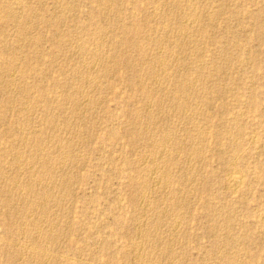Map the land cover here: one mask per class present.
<instances>
[{
  "label": "rangeland",
  "instance_id": "obj_1",
  "mask_svg": "<svg viewBox=\"0 0 264 264\" xmlns=\"http://www.w3.org/2000/svg\"><path fill=\"white\" fill-rule=\"evenodd\" d=\"M259 214L264 0H0V264H264Z\"/></svg>",
  "mask_w": 264,
  "mask_h": 264
},
{
  "label": "bare ground",
  "instance_id": "obj_2",
  "mask_svg": "<svg viewBox=\"0 0 264 264\" xmlns=\"http://www.w3.org/2000/svg\"><path fill=\"white\" fill-rule=\"evenodd\" d=\"M7 1V0H6ZM77 1V0H76ZM100 1V0H99ZM262 1V0H261ZM13 2V1H12ZM17 2V1H16ZM110 2V1H109ZM202 2V1H201ZM221 2V1H220ZM225 2V1H224ZM41 3V2H40ZM164 3V2H163ZM175 3H177V2H175ZM233 3V2H232ZM17 4H18V2H17ZM121 4V3H120ZM178 4V3H177ZM200 4V3H199ZM215 4V3H214ZM57 5H59L58 3H57ZM61 5V4H60ZM78 5V4H77ZM112 5V4H111ZM169 5H171V4H169ZM182 5V4H181ZM185 5V4H184ZM91 6V5H90ZM175 6V5H174ZM173 6V7H174ZM236 6V5H235ZM259 6V5H258ZM122 7H124V6H122ZM166 7V6H165ZM169 7V6H168ZM197 7V6H196ZM180 8V7H179ZM182 8V7H181ZM254 8V7H253ZM96 9V8H95ZM223 9V8H222ZM226 9V8H225ZM62 10V9H61ZM106 10V9H105ZM158 10V9H157ZM174 10V9H173ZM240 10V9H239ZM33 11V10H32ZM76 11V10H75ZM114 11V10H113ZM214 11V10H213ZM66 12V11H65ZM120 12V11H119ZM173 12V11H172ZM186 12H187V10H186ZM195 12V11H194ZM100 13V12H99ZM116 13V12H115ZM180 13V12H179ZM222 13V12H221ZM241 13V12H240ZM9 14V13H8ZM68 14V13H67ZM76 14V13H75ZM106 14V13H105ZM153 14V13H152ZM193 14V13H192ZM207 14V13H206ZM16 15V14H15ZM39 15V14H38ZM204 15V14H203ZM208 15V14H207ZM249 15V14H248ZM40 16V15H39ZM38 16V17H39ZM150 16V15H149ZM180 16V15H179ZM196 16V15H195ZM198 16H200V14L198 15ZM209 16V15H208ZM218 16V15H217ZM158 17V16H157ZM161 17V16H160ZM184 17H185V15H184ZM244 17V16H243ZM26 18V17H25ZM111 18V17H110ZM132 18V17H131ZM159 18V17H158ZM162 18V17H161ZM160 18V19H161ZM202 18V17H201ZM18 19V18H17ZM36 19V18H35ZM90 19V18H89ZM104 19V18H103ZM118 19V18H117ZM169 19V18H168ZM178 19H180V18H178ZM182 19V18H181ZM203 19V18H202ZM29 20V19H28ZM183 20V19H182ZM185 20V19H184ZM210 20V19H209ZM261 20V19H260ZM113 21V20H112ZM165 21H166V19H165ZM171 21V20H170ZM187 21V20H186ZM223 21V20H222ZM257 21V20H256ZM34 22V21H33ZM36 22V21H35ZM66 22V21H65ZM164 22V21H163ZM181 22V21H180ZM200 22V21H199ZM27 23V22H26ZM74 23V22H73ZM239 23V22H238ZM49 24V23H48ZM241 24V23H240ZM249 24V23H248ZM175 25H177V24H175ZM188 25V24H187ZM195 25V24H194ZM202 25V24H201ZM121 26V25H120ZM197 26V25H196ZM203 26V25H202ZM63 27V26H62ZM175 27V26H174ZM177 27V26H176ZM91 28V27H90ZM123 28V27H122ZM167 28V27H166ZM165 28V29H166ZM196 28V27H195ZM194 28V29H195ZM243 28V27H242ZM204 29V28H203ZM235 29V28H234ZM95 30V29H94ZM159 30V29H158ZM193 30V29H192ZM34 31V30H33ZM181 31H183V30H181ZM191 31V30H190ZM199 31V30H198ZM70 32V31H69ZM115 32V31H114ZM196 32V31H195ZM239 32V31H238ZM102 33V32H101ZM158 33V32H157ZM164 33V32H163ZM152 34V33H151ZM156 34V33H155ZM198 34V33H197ZM77 35V34H76ZM98 35V34H97ZM120 35V34H119ZM153 35V34H152ZM174 35V34H173ZM181 35V34H180ZM179 35V36H180ZM232 35V34H231ZM20 36V35H19ZM162 36V35H161ZM176 36V35H175ZM182 36V35H181ZM188 36H189V34H188ZM248 36H249V34H248ZM247 36V37H248ZM107 37V36H106ZM153 37V36H152ZM167 37V36H166ZM165 37V38H166ZM177 37V36H176ZM189 37H191V36H189ZM208 37V36H207ZM21 38V37H20ZM70 38H71V36H70ZM80 38H82V37H80ZM113 38V37H112ZM157 38V37H156ZM169 38V37H168ZM195 38H196V36H195ZM199 38V37H198ZM95 39V38H94ZM170 39V38H169ZM185 39V38H184ZM203 39V38H202ZM85 40V39H84ZM98 40V39H97ZM110 40V39H109ZM156 40V39H155ZM183 40V39H182ZM87 41V40H86ZM85 41V42H86ZM221 41V40H220ZM81 42V41H80ZM162 42V41H161ZM188 42V41H187ZM192 42V41H191ZM12 43V42H11ZM44 43V42H43ZM166 43V42H165ZM186 43V42H185ZM223 43V42H222ZM20 44H21V42H20ZM61 44V43H60ZM96 44V43H95ZM171 44V43H170ZM180 44V43H179ZM194 44V43H193ZM19 45V44H18ZM87 45H88V43H87ZM103 45V44H102ZM240 45V44H239ZM97 46V45H96ZM161 46V45H160ZM174 46H176L175 45V43H174ZM194 46V45H193ZM223 46V45H222ZM231 46V45H230ZM80 47V46H79ZM171 47V46H170ZM188 47V46H187ZM237 47V46H236ZM19 48H20V46H19ZM74 48V47H73ZM81 48V47H80ZM174 48V47H173ZM67 49V48H66ZM157 49V48H156ZM8 50V49H7ZM24 50V49H23ZM65 50V49H64ZM179 50V49H178ZM76 51V50H75ZM98 51V50H97ZM176 51V50H175ZM200 51V50H199ZM111 52V51H110ZM77 53H78V51H77ZM86 53V52H85ZM92 53V52H91ZM97 53V52H96ZM140 53V52H139ZM174 53V52H173ZM196 53V52H195ZM76 54V53H75ZM80 54V53H79ZM83 54V53H82ZM102 54V53H101ZM149 54V53H148ZM156 54V53H155ZM165 54V53H164ZM176 54V53H175ZM218 54V53H217ZM91 55V54H90ZM165 55H167V54H165ZM185 55V54H184ZM96 55H94V57H95ZM98 56V55H97ZM101 56V55H100ZM152 56H154V55H152ZM156 56V55H155ZM175 56V55H174ZM202 56V55H201ZM145 57V56H144ZM194 56H192V58H193ZM146 58H148V57H146ZM179 58V57H178ZM182 58V57H181ZM208 58V57H207ZM78 59V58H77ZM76 59V60H77ZM79 59H80V57H79ZM87 59V58H86ZM94 59V58H93ZM111 59V58H110ZM136 59V58H135ZM144 59V58H143ZM104 60V59H103ZM146 60V59H145ZM155 60V59H154ZM190 60V59H189ZM44 61V60H43ZM70 61V60H69ZM84 62V61H83ZM82 62V63H83ZM142 62V61H141ZM101 63V62H100ZM143 63H145V62H143ZM147 63V62H146ZM107 64V63H106ZM110 64V63H109ZM189 64V63H188ZM77 65V64H76ZM84 65V64H83ZM89 65V64H88ZM91 65H92V63H91ZM105 65V64H104ZM103 65V66H104ZM20 66V65H19ZM112 66V65H111ZM156 66V65H155ZM13 67V66H12ZM18 67V66H17ZM107 67V66H106ZM129 67V66H128ZM170 67V66H169ZM195 67V66H194ZM202 67V66H201ZM200 67V68H201ZM11 68V67H10ZM68 68V67H67ZM76 68V67H75ZM84 68V67H83ZM105 68V67H104ZM154 68V67H153ZM158 68V67H157ZM160 68V67H159ZM117 69V68H116ZM120 69V68H119ZM172 69V68H171ZM181 69V68H180ZM228 69V68H227ZM10 70V69H9ZM81 70V69H80ZM84 70V69H83ZM97 70V69H96ZM101 70V69H100ZM142 70V69H141ZM183 70V69H182ZM185 70V69H184ZM188 70V69H187ZM190 70H192V69H190ZM194 70V69H193ZM197 70V69H196ZM202 70V69H201ZM26 71V70H25ZM86 71V70H85ZM98 71V70H97ZM114 71V70H113ZM121 71V70H120ZM242 71V70H241ZM89 72V71H88ZM87 72V73H88ZM101 72V71H100ZM200 72H202V71H200ZM216 72V71H215ZM2 73V72H1ZM86 73V74H87ZM151 73V72H150ZM9 74V73H8ZM24 74V73H23ZM45 74V73H44ZM172 74V73H171ZM180 74V73H179ZM188 74V73H187ZM19 75V74H18ZM80 75V74H79ZM97 75V74H96ZM107 75V74H106ZM226 75V74H225ZM14 76V75H13ZM78 76V75H77ZM197 76V75H196ZM5 77V76H4ZM16 77V76H15ZM28 77V76H27ZM45 77V76H44ZM74 77V76H73ZM177 77V76H176ZM185 78V77H184ZM206 78V77H205ZM24 79V78H23ZM132 79V78H131ZM155 79V78H154ZM162 79V78H161ZM188 79V78H187ZM204 79V78H203ZM218 79V78H217ZM75 80V79H74ZM102 80V79H101ZM140 80V79H139ZM151 80H153V79H151ZM182 80H184V79H182ZM12 81V80H11ZM69 81V80H68ZM84 81V80H83ZM107 81V80H106ZM142 81V80H141ZM179 81H181L180 79H179ZM5 82V81H4ZM152 82V81H151ZM168 82V81H167ZM191 82V81H190ZM194 82H195V80H194ZM3 83V82H2ZM25 83H26V81H25ZM68 83V82H67ZM171 83V82H170ZM96 84V83H95ZM175 84V83H174ZM192 84V83H191ZM57 85V84H56ZM141 85V84H140ZM68 86V85H67ZM70 86V85H69ZM153 86V85H152ZM157 86V85H156ZM195 86V85H194ZM228 86V85H227ZM16 87V86H15ZM20 87V86H19ZM97 87V86H96ZM142 87H143V85H142ZM148 87V86H147ZM10 88V87H9ZM99 88V87H98ZM167 88V87H166ZM175 88V87H174ZM190 86L186 83V81L185 82H180V87H179V93H183V92H187V91H189L190 90ZM203 88V87H202ZM215 88V87H214ZM255 88V87H254ZM22 89H24V88H22ZM31 89V88H30ZM63 89V88H62ZM86 89V88H85ZM106 89V88H105ZM168 89V88H167ZM12 90V89H11ZM53 90V89H52ZM60 90V89H59ZM78 90V89H77ZM150 90V89H149ZM154 90H156V89H154ZM165 90V89H164ZM228 90V89H227ZM226 90V91H227ZM249 90V89H248ZM33 91V90H32ZM93 91V90H92ZM167 91V90H166ZM178 90H176V92H177ZM192 91V90H191ZM190 91V92H191ZM196 91V90H195ZM202 91V90H201ZM28 92V91H27ZM106 92V91H105ZM154 92V91H153ZM193 92V91H192ZM229 92V91H228ZM32 93V92H31ZM30 93V94H31ZM170 93V92H169ZM182 93H181V95H182ZM199 93V92H198ZM16 94H17V92H16ZM49 94V93H48ZM55 94V93H54ZM75 94V93H74ZM104 94V93H103ZM50 95H52V94H50ZM71 95V94H70ZM153 95V94H152ZM180 95V94H179ZM178 95V96H179ZM184 95H185V93H184ZM203 95V94H202ZM14 96V95H13ZM27 96V95H26ZM57 96V95H56ZM79 96V95H78ZM84 96V95H83ZM87 96V95H86ZM165 96V95H164ZM196 96V95H195ZM34 97V96H33ZM66 97V96H65ZM170 97V96H169ZM184 97V96H183ZM190 97V96H189ZM37 98V97H36ZM51 98V97H50ZM67 98V97H66ZM71 98V97H70ZM78 98V97H77ZM76 98V99H77ZM100 98V97H99ZM163 98V97H162ZM176 98V97H175ZM181 98H182V96H181ZM185 98V97H184ZM20 99V98H19ZM27 99V98H26ZM88 99V98H87ZM179 99V98H178ZM191 99H193V98H191ZM202 99V98H201ZM28 100H29V98H28ZM64 100H66V99H64ZM69 100V99H68ZM165 100V99H164ZM176 100V99H175ZM182 100H184L183 98H182ZM185 100H187V99H185ZM199 100V99H198ZM224 100V99H223ZM92 101V100H91ZM168 101V100H167ZM170 101V100H169ZM178 101V100H177ZM18 102V101H17ZM24 102V101H23ZM98 102V101H97ZM101 102V101H100ZM99 102V103H100ZM147 102V101H146ZM165 102V101H164ZM175 102V101H174ZM179 102V101H178ZM185 102V101H184ZM188 102V101H187ZM192 102V101H191ZM194 102V101H193ZM152 103V102H151ZM162 103V102H161ZM180 103V102H179ZM204 103V102H203ZM234 103V102H233ZM236 103V102H235ZM159 104V103H158ZM164 104V103H163ZM188 104H189V102H188ZM240 104V103H239ZM10 105V104H9ZM14 105V104H13ZM80 105V104H79ZM95 105V104H94ZM177 106H178V104H176ZM191 105H193V104H191ZM190 105V106H191ZM245 105V104H244ZM55 106V105H54ZM185 106H187L186 104H185ZM200 106H201V104H200ZM213 106V105H212ZM27 107V106H26ZM76 107V106H75ZM80 107V106H79ZM94 107V106H93ZM158 107V106H157ZM160 107V106H159ZM184 107V106H183ZM189 107V106H188ZM197 107V106H196ZM203 107V106H202ZM236 107V106H235ZM82 108V107H81ZM97 108V107H96ZM167 108V107H166ZM171 108V107H170ZM185 108V107H184ZM183 108V109H184ZM91 109V108H90ZM89 109V110H90ZM95 109V108H94ZM142 109V108H141ZM168 109V108H167ZM166 109V110H167ZM180 109V108H179ZM179 109H178V111H179ZM182 109V108H181ZM71 110V109H70ZM82 110V109H81ZM146 110V109H145ZM175 110H176V108H175ZM208 110V109H207ZM213 110V109H212ZM232 110V109H231ZM35 111V110H34ZM33 111V112H34ZM56 111V110H55ZM181 111V110H180ZM183 111V110H182ZM197 111V110H196ZM233 111V110H232ZM57 112V111H56ZM66 112V111H65ZM70 112V111H69ZM152 112V111H151ZM154 112V111H153ZM160 112V111H159ZM177 112V111H176ZM140 113V112H139ZM193 113V112H192ZM199 113V112H198ZM146 114V113H145ZM240 114V113H239ZM20 115V114H19ZM24 115H25V113H24ZM60 115V114H59ZM58 115V116H59ZM66 115V114H65ZM71 115V114H70ZM82 115H84V114H82ZM166 115V114H165ZM169 115V114H168ZM179 115H181V114H179ZM186 115H188V114H186ZM241 115V114H240ZM36 116V115H35ZM150 116V115H149ZM158 116V115H157ZM160 116V115H159ZM162 116V115H161ZM182 116V115H181ZM180 116V117H181ZM191 116V115H190ZM193 116V115H192ZM31 117V116H30ZM51 117V116H50ZM64 117V116H63ZM68 117V116H67ZM139 117V116H138ZM146 117V116H145ZM171 117V116H170ZM174 117V116H173ZM102 118V117H101ZM154 118V117H153ZM165 118H166V116H165ZM186 118H188V117H186ZM185 118V119H186ZM239 118V117H238ZM241 118V117H240ZM68 119V118H67ZM74 119V118H73ZM200 119V118H199ZM203 119V118H202ZM35 120V119H34ZM58 120H59V118H58ZM63 120V119H62ZM65 120V119H64ZM77 120V119H76ZM80 120V119H79ZM182 120H183V118H182ZM188 120V119H187ZM232 120H234V119H232ZM78 121V120H77ZM143 121V120H142ZM186 121V120H185ZM194 121V120H193ZM224 121V120H223ZM254 121V120H253ZM51 122H52V119H51ZM56 122V121H55ZM58 122H60V121H58ZM92 122V121H91ZM154 122V121H153ZM240 122V121H239ZM5 123V122H4ZM196 123V122H195ZM233 123V122H232ZM61 124H63V122H61ZM76 124V123H75ZM153 124V123H152ZM36 125V124H35ZM56 125V124H55ZM78 125V124H77ZM85 125V124H84ZM151 125V124H150ZM186 125V124H185ZM198 125V124H197ZM203 125V124H202ZM52 126H53V124H52ZM88 126V125H87ZM231 126H232V124H231ZM242 126V125H241ZM32 127V126H31ZM70 127V126H69ZM75 127V126H74ZM198 127H199V125H198ZM237 127H239V126H237ZM255 127V126H254ZM54 128V127H53ZM163 128V127H162ZM231 128V127H230ZM235 128H236V126H235ZM18 129V128H17ZM29 129V128H28ZM77 130H79L78 128H76ZM175 129V128H174ZM226 129V128H225ZM163 130V129H162ZM168 130V129H167ZM189 130V129H188ZM228 130V129H227ZM238 130H240V129H238ZM203 131V130H202ZM226 131V130H225ZM237 131V130H236ZM23 132V131H22ZM69 132V131H68ZM240 132V131H239ZM74 133V132H73ZM80 133V132H79ZM151 133V132H150ZM161 133V132H160ZM200 133V132H199ZM16 134V133H15ZM35 134V133H34ZM66 134V133H65ZM198 134V133H197ZM207 134V133H206ZM47 135V134H46ZM62 135V134H61ZM68 135V134H67ZM167 135V134H166ZM169 135V134H168ZM239 135V134H238ZM10 136V135H9ZM41 136V135H40ZM48 136V135H47ZM170 136V135H169ZM168 136V137H169ZM187 136V135H186ZM190 136V135H189ZM188 136V137H189ZM230 136V135H229ZM237 136V135H236ZM35 137V136H34ZM58 137V136H57ZM72 137V136H71ZM73 137H75V136H73ZM139 137V136H138ZM165 137V136H164ZM176 136H174V138H175ZM196 137V136H195ZM194 137V138H195ZM240 137V136H239ZM54 138V137H53ZM145 138V137H144ZM218 138V137H217ZM23 139V138H22ZM45 139V138H44ZM43 139V140H44ZM66 139V138H65ZM95 139V138H94ZM140 139V138H139ZM148 139V138H147ZM150 139V138H149ZM164 139V138H163ZM168 139V138H167ZM229 139V138H228ZM42 140V141H43ZM73 140V139H72ZM72 140H69V141H72ZM79 140V139H78ZM173 140V139H172ZM77 141V140H76ZM139 141H141V140H139ZM148 141V140H147ZM160 141V140H159ZM165 141V140H164ZM191 141V140H190ZM239 141V140H238ZM46 142V141H45ZM158 142V141H157ZM172 142V141H171ZM175 142V141H174ZM189 142V141H188ZM25 143V142H24ZM52 143V142H51ZM55 143V142H54ZM142 143V142H141ZM150 143V142H149ZM244 143V142H243ZM16 144V143H15ZM172 144V143H171ZM184 144V143H183ZM188 144V143H187ZM28 145V144H27ZM31 145V144H30ZM32 145H34V144H32ZM31 145V146H32ZM52 145V144H51ZM72 145V144H71ZM77 145V144H76ZM146 145V144H145ZM165 145H166V143H165ZM56 146V145H55ZM54 146V147H55ZM64 146V145H63ZM192 146V145H191ZM237 146V145H236ZM147 147V146H146ZM162 147H163V145H162ZM249 147V146H248ZM13 148V147H12ZM66 148V147H65ZM79 147H77V149H78ZM152 148V147H151ZM32 149H33V147H32ZM165 149V148H164ZM217 149V148H216ZM234 149V148H233ZM243 149V148H242ZM56 150V149H55ZM60 150V149H59ZM65 150V149H64ZM168 150V149H167ZM171 150V149H170ZM150 151V150H149ZM199 151V150H198ZM231 151V150H230ZM68 152V151H67ZM74 152V151H73ZM174 152V151H173ZM195 152V151H194ZM226 152V151H225ZM103 153V152H102ZM161 153V152H160ZM21 154V153H20ZM37 154V153H36ZM53 154H54V152H53ZM159 154V153H158ZM169 154V153H168ZM141 155V154H140ZM163 155V154H162ZM192 155V154H191ZM193 155H195L194 153H193ZM258 155V154H257ZM26 156V155H25ZM36 156V155H35ZM178 156V155H177ZM234 156V155H233ZM22 157V156H21ZM65 157H67V156H65ZM161 157H163V156H161ZM170 157V156H169ZM172 157V156H171ZM200 157V156H199ZM198 157V158H199ZM248 157V156H247ZM44 158V157H43ZM74 158V157H73ZM145 158V157H144ZM232 158V157H231ZM26 159V158H25ZM49 159V158H48ZM168 159V158H167ZM196 159V158H195ZM36 160V159H35ZM147 159H145V161H146ZM170 160V159H169ZM172 160H173V157H172ZM184 161V160H183ZM193 161V160H192ZM39 162V161H38ZM52 162V161H51ZM64 162H65V160H64ZM67 162V161H66ZM152 162V161H151ZM160 162V161H159ZM166 162V161H165ZM196 162V161H195ZM234 162V161H233ZM236 162V161H235ZM10 163V162H9ZM34 163H36V162H34ZM48 163V162H47ZM78 163V162H77ZM144 163V162H143ZM202 163H204V161L202 162ZM24 164V163H23ZM41 164V163H40ZM61 164V163H60ZM153 164V163H152ZM162 164V163H161ZM191 164V163H190ZM189 164V165H190ZM45 165V164H44ZM47 165V164H46ZM70 165V164H69ZM154 165V164H153ZM193 165V164H192ZM202 165V164H201ZM48 166V165H47ZM54 166V165H53ZM59 166V165H58ZM57 166V167H58ZM63 166V165H62ZM65 166V165H64ZM169 166V165H168ZM199 166V165H198ZM41 167V166H40ZM136 167V166H135ZM139 167V166H138ZM171 167H172V165H171ZM191 167V166H190ZM193 167V166H192ZM195 167V166H194ZM66 168V167H65ZM169 168V167H168ZM174 168H175V166H174ZM199 168V167H198ZM221 168V167H220ZM39 169V168H38ZM46 169H48V167L46 168ZM51 169V168H50ZM63 169V168H62ZM153 169V168H152ZM235 169V168H234ZM67 170V169H66ZM167 170V169H166ZM180 170V169H179ZM49 171V170H48ZM52 171V170H51ZM169 171V170H168ZM239 171V170H238ZM53 172V171H52ZM65 172V171H64ZM185 172V171H184ZM188 172H190V171H188ZM204 172V171H203ZM229 172V171H228ZM248 172V171H247ZM47 173V172H46ZM49 174L51 173V172H48ZM63 173V172H62ZM157 173V172H156ZM165 173V172H164ZM172 173V172H171ZM44 174V173H43ZM53 174H55V173H53ZM57 174V173H56ZM149 174V173H148ZM183 174V173H182ZM196 174V173H195ZM249 174V173H248ZM19 175H21V174H19ZM29 175V174H28ZM152 175V174H151ZM244 175V174H243ZM8 176V175H7ZM15 176H16V174H15ZM48 176V175H47ZM153 176V175H152ZM156 176V175H155ZM182 176V175H181ZM18 177V176H17ZM166 177V176H165ZM168 177V176H167ZM60 178V177H59ZM73 178V177H72ZM151 178V177H150ZM155 178V177H154ZM217 178V177H216ZM44 179V178H43ZM54 179H55V177H54ZM58 179V178H57ZM120 179V178H119ZM156 179V178H155ZM195 179H196V176H195ZM14 180V179H13ZM183 180H185V179H183ZM26 181V180H25ZM34 181V180H33ZM66 181V180H65ZM72 181V180H71ZM77 181V180H76ZM172 181V180H171ZM196 181V180H195ZM22 182V181H21ZM30 182H31V180H30ZM30 182H28V183H30ZM44 182V181H43ZM51 182H52V180H51ZM56 182V181H55ZM170 182V181H169ZM227 182H228V184L230 185L229 187H231V186H233V187H237L238 188V186H241L242 185V183L244 182V176H242L241 175V173H237V172H235V170L234 171H232L229 175H228V177H227ZM252 182V181H251ZM26 183V182H25ZM57 183H59V182H57ZM66 183H68V182H66ZM70 183V182H69ZM168 183V182H167ZM180 183V182H179ZM182 183V182H181ZM56 184V183H55ZM193 184V183H192ZM200 184V183H199ZM29 185V184H28ZM27 185V186H28ZM63 185H64V183H63ZM156 185H157V183H156ZM169 185V184H168ZM218 185V184H217ZM221 185V184H220ZM257 185V184H256ZM72 186V185H71ZM148 186V185H147ZM184 186V185H183ZM192 186V185H191ZM190 186V187H191ZM252 186V185H251ZM30 187V186H29ZM28 187V188H29ZM33 187V186H32ZM32 187L30 188V190L32 189ZM69 187V186H68ZM67 187V188H68ZM155 187V186H154ZM160 187V186H159ZM187 187V186H186ZM193 187V186H192ZM24 188V187H23ZM66 188V187H65ZM237 188H235V190H237ZM256 188V187H255ZM27 189V188H26ZM251 189V188H250ZM164 190V189H163ZM171 190V189H170ZM175 190V189H174ZM247 190V189H246ZM6 191V190H5ZM40 191V190H39ZM47 191V190H46ZM65 191V190H64ZM109 191V190H108ZM182 191V190H181ZM13 192V191H12ZM20 192V191H19ZM43 192H45L44 190H43ZM142 192V191H141ZM236 192V191H235ZM234 192V193H235ZM27 194H28V192H26ZM50 193V192H49ZM140 193V192H139ZM178 193V192H177ZM190 193H192V192H190ZM19 194V193H18ZM26 194V195H27ZM53 194V193H52ZM69 194V193H68ZM145 194V193H144ZM148 194V193H147ZM30 195V194H29ZM42 195H44V194H42ZM49 195V194H48ZM48 195H46V196H48ZM63 195V194H62ZM159 195V194H158ZM162 195V194H161ZM186 195V194H185ZM191 195V194H190ZM193 195V194H192ZM56 196V195H55ZM60 196V195H59ZM155 196V195H154ZM182 196V195H181ZM184 196V195H183ZM64 197V196H63ZM139 197V196H138ZM170 197V196H169ZM21 198V197H20ZM61 198V197H60ZM144 198V197H143ZM147 198V197H146ZM149 198V197H148ZM183 198V197H182ZM43 199H44V197H43ZM120 199V198H119ZM171 199V198H170ZM181 199V198H180ZM195 199V198H194ZM60 200V199H59ZM58 200V201H59ZM124 200V199H123ZM160 200V199H159ZM172 200V199H171ZM181 200H183V199H181ZM18 201V200H17ZM16 201V202H17ZM66 201V200H65ZM64 201V202H65ZM245 201V200H244ZM248 201V200H247ZM11 202V201H10ZM29 202V201H28ZM27 202V203H28ZM47 202V201H46ZM162 202V201H161ZM184 202V201H183ZM216 202V201H215ZM23 203H24V201H23ZM30 203V202H29ZM54 203V202H53ZM59 203V202H58ZM61 203V202H60ZM72 203V202H71ZM37 204V203H36ZM40 204V203H39ZM155 204H158V203H155ZM167 204V203H166ZM173 204V203H172ZM177 204V203H176ZM182 203H180V205H181ZM61 205V204H60ZM160 205V204H159ZM137 205H135V207H136ZM162 206V205H161ZM164 206V205H163ZM170 206V205H169ZM182 206V205H181ZM15 207V206H14ZM31 207H33V206H31ZM30 207V208H31ZM46 207V206H45ZM55 207V206H54ZM69 207V206H68ZM153 207V206H152ZM179 207V206H178ZM218 207V206H217ZM39 208H40V206H39ZM168 208V207H167ZM177 208V207H176ZM175 208V209H176ZM37 209V208H36ZM35 209V210H36ZM42 209V208H41ZM64 209V208H63ZM136 209V208H135ZM219 209V208H218ZM237 209V208H236ZM23 210V209H22ZM45 211H46V208L44 209ZM145 210V209H144ZM154 210H156V209H154ZM162 210V209H161ZM34 211V210H33ZM44 211V212H45ZM143 211V210H142ZM173 211V210H172ZM190 211V210H189ZM43 212V211H42ZM47 212V211H46ZM56 212V211H55ZM58 212V211H57ZM182 212V211H181ZM183 212H184V210H183ZM187 212V211H186ZM213 212H215V211H213ZM34 213H36L35 211H34ZM64 213V212H63ZM137 213V212H136ZM157 213V212H156ZM155 213V214H156ZM159 213V212H158ZM236 213V212H235ZM18 214V213H17ZM60 214V213H59ZM162 214V213H161ZM182 214V213H181ZM180 214V215H181ZM187 214V213H186ZM52 215V214H51ZM149 215V214H148ZM223 215V214H222ZM138 216V215H137ZM136 216V217H137ZM159 216V215H158ZM157 216V217H158ZM162 216H163V214H162ZM166 216V215H165ZM170 216V215H169ZM189 216V215H188ZM221 216V215H220ZM227 216V215H226ZM36 217V216H35ZM43 217H44V215H43ZM135 217V218H136ZM149 217V216H148ZM152 217V216H151ZM48 218V217H47ZM51 217H49V219H50ZM54 218V216L52 217V219ZM61 218V217H60ZM142 218V217H141ZM175 218V217H174ZM231 218H232V216H231ZM37 219H39L38 217H37ZM71 219V218H70ZM162 219V218H161ZM167 219H169V218H167ZM237 219V218H236ZM259 219L262 221V222H264V216H263V214H259ZM17 220V219H16ZM48 220V219H47ZM112 220H113V218H112ZM173 220V219H172ZM171 220V221H172ZM228 220V219H227ZM226 220V221H227ZM24 221V220H23ZM42 221V220H41ZM57 221V220H56ZM235 221V220H234ZM25 222V221H24ZM35 222V221H34ZM143 222V221H142ZM184 222H185V220H184ZM189 222V221H188ZM33 223V222H32ZM51 223H53V222H51ZM58 223V222H57ZM181 223V222H180ZM35 224V223H34ZM161 224V223H160ZM174 225H175V223H173ZM221 224H222V222H221ZM231 224V223H230ZM36 225V224H35ZM38 225V224H37ZM58 225V224H57ZM112 225V224H111ZM141 225V224H140ZM177 225V224H176ZM216 225H219V224H216ZM215 225V226H216ZM24 226V225H23ZM49 226H50V224H49ZM52 226V225H51ZM54 226V225H53ZM59 226V225H58ZM166 226V225H165ZM28 227V226H27ZM56 227V226H55ZM134 227V226H133ZM136 227V226H135ZM157 227V226H156ZM170 227V226H169ZM169 227H166L167 229L169 228ZM172 227V226H171ZM173 227H175V226H173ZM231 227V226H230ZM47 228H48V226H47ZM159 228H161V227H159ZM178 228V227H177ZM188 228V227H187ZM41 229V228H40ZM53 229V228H52ZM172 229V228H171ZM218 229V228H217ZM48 230V229H47ZM156 230V229H155ZM221 230V229H220ZM35 231V230H34ZM45 231V230H44ZM149 231V230H148ZM169 231H171V230H169ZM179 231V230H178ZM228 231V230H227ZM36 232V231H35ZM137 232V231H136ZM135 232V233H136ZM145 232V231H144ZM158 232V231H157ZM161 232V231H160ZM224 232V231H223ZM223 232H222V234H223ZM27 233V232H26ZM56 233V232H55ZM164 233V232H163ZM162 233V234H163ZM171 233V232H170ZM174 233V232H173ZM179 233V232H178ZM188 233V232H187ZM231 233H232V231H231ZM48 234H49V232H48ZM48 234H46V236L49 238V236H48ZM63 234V233H62ZM176 234V233H175ZM236 234V233H235ZM18 235V234H17ZM31 235V234H30ZM150 235V234H149ZM156 235V234H155ZM167 235V234H166ZM224 235V234H223ZM55 235L53 234V238H54V240L56 239V237H54ZM153 236V235H152ZM158 236V235H157ZM171 236V235H170ZM175 236V235H174ZM231 236V235H230ZM262 236V235H261ZM26 237V236H25ZM45 237V236H44ZM50 237H52V236H50ZM130 237V236H129ZM146 237V236H145ZM165 237V236H164ZM163 237V238H164ZM180 237V236H179ZM182 237V236H181ZM243 237V236H242ZM28 238V237H27ZM152 238V237H151ZM151 238L149 239L150 241H151ZM173 238V237H172ZM177 238V237H176ZM32 239V238H31ZM57 239H59V238H57ZM156 239V238H155ZM175 239V238H174ZM180 239V238H179ZM24 240V239H23ZM33 240V239H32ZM62 240V239H61ZM160 240V239H159ZM161 240H162V238H161ZM165 240V239H164ZM169 240H170V237H169ZM238 240V239H237ZM37 241V240H36ZM46 241V240H45ZM48 241V240H47ZM158 241V240H157ZM162 242H163V240H162ZM178 242H179V240H178ZM225 242V241H224ZM130 243V242H129ZM168 243V242H167ZM173 243H174V241H173ZM182 243V242H181ZM31 244V243H30ZM38 244V243H37ZM146 244V243H145ZM163 244V243H162ZM165 244V243H164ZM245 244V243H244ZM46 245V244H45ZM59 245V244H58ZM165 245H167V244H165ZM25 246V245H24ZM37 246V245H36ZM47 246V245H46ZM49 246H51V245H49ZM151 246V245H150ZM240 246V245H239ZM27 247H28V245H27ZM140 247V246H139ZM156 247V246H155ZM158 248V247H157ZM163 248V247H162ZM178 248V247H177ZM176 248V249H177ZM139 249H141V248H139ZM145 249V248H144ZM171 249V248H170ZM52 250V249H51ZM151 250V249H150ZM154 250V249H153ZM165 250V249H164ZM157 251V250H156ZM167 251V250H166ZM220 251V250H219ZM38 252V251H37ZM98 252V251H97ZM157 252H159V251H157ZM26 253V252H25ZM24 253V254H25ZM36 253V252H35ZM50 253V252H49ZM52 253V252H51ZM170 253V252H169ZM175 253V252H174ZM248 253V252H247ZM28 254H30V253H28ZM42 254V253H41ZM139 254H141V253H139ZM152 254V253H151ZM166 254V253H165ZM173 254V253H172ZM236 254V253H235ZM174 255V254H173ZM238 255V254H237ZM30 256V255H29ZM47 256V255H46ZM150 256V255H149ZM162 256V255H161ZM187 256V255H186ZM69 257V256H68ZM137 257V256H136ZM164 257V256H163ZM168 257V256H167ZM172 257H174V256H172ZM171 257V258H172ZM180 257V256H179ZM219 257V256H218ZM222 257V256H221ZM241 257V256H240ZM57 258H59V257H57ZM161 258V257H160ZM187 258V257H186ZM185 258V259H186ZM238 258V257H237ZM29 259V258H28ZM42 259V258H41ZM222 259V258H221ZM244 259V258H243ZM132 260V259H131ZM147 260V259H146ZM37 261V260H36ZM41 261V260H40ZM219 261V260H218ZM138 262V261H137ZM148 262V261H147ZM30 263H31V261H30ZM50 264V263H49ZM180 264V263H179ZM217 264V263H216ZM219 264V263H218Z\"/></svg>",
  "mask_w": 264,
  "mask_h": 264
}]
</instances>
